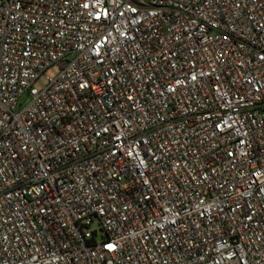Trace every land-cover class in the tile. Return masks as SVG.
<instances>
[{"label":"built area","instance_id":"obj_1","mask_svg":"<svg viewBox=\"0 0 264 264\" xmlns=\"http://www.w3.org/2000/svg\"><path fill=\"white\" fill-rule=\"evenodd\" d=\"M0 264H264V0H0Z\"/></svg>","mask_w":264,"mask_h":264},{"label":"rangeland","instance_id":"obj_2","mask_svg":"<svg viewBox=\"0 0 264 264\" xmlns=\"http://www.w3.org/2000/svg\"><path fill=\"white\" fill-rule=\"evenodd\" d=\"M57 67L49 68L34 84L37 89H43L49 82L50 79L54 78L58 74Z\"/></svg>","mask_w":264,"mask_h":264},{"label":"snow or ice","instance_id":"obj_3","mask_svg":"<svg viewBox=\"0 0 264 264\" xmlns=\"http://www.w3.org/2000/svg\"><path fill=\"white\" fill-rule=\"evenodd\" d=\"M86 6H87V5H86ZM132 11H136V9L133 8ZM97 18L99 19V16H97ZM129 154H131V152H130ZM107 247H108L109 249H112V248L115 247V245H113V244H108Z\"/></svg>","mask_w":264,"mask_h":264}]
</instances>
